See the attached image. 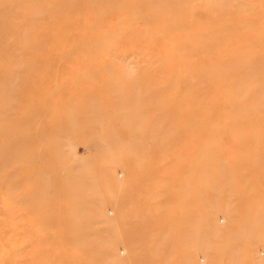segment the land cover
I'll list each match as a JSON object with an SVG mask.
<instances>
[{"label": "rangeland", "instance_id": "rangeland-1", "mask_svg": "<svg viewBox=\"0 0 264 264\" xmlns=\"http://www.w3.org/2000/svg\"><path fill=\"white\" fill-rule=\"evenodd\" d=\"M0 264H264V0H0Z\"/></svg>", "mask_w": 264, "mask_h": 264}, {"label": "bare ground", "instance_id": "bare-ground-1", "mask_svg": "<svg viewBox=\"0 0 264 264\" xmlns=\"http://www.w3.org/2000/svg\"><path fill=\"white\" fill-rule=\"evenodd\" d=\"M64 8V7H63ZM68 8L72 11V10H76V8H77V3H75V4H68ZM101 12L103 11L104 12V9L103 10H100ZM66 260H68V259H66Z\"/></svg>", "mask_w": 264, "mask_h": 264}]
</instances>
